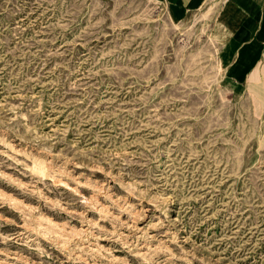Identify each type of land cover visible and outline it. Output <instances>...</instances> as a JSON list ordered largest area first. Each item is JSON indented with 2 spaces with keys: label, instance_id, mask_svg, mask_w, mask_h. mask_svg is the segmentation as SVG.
<instances>
[{
  "label": "rangeland",
  "instance_id": "1",
  "mask_svg": "<svg viewBox=\"0 0 264 264\" xmlns=\"http://www.w3.org/2000/svg\"><path fill=\"white\" fill-rule=\"evenodd\" d=\"M204 1L0 0V264H264V72Z\"/></svg>",
  "mask_w": 264,
  "mask_h": 264
},
{
  "label": "crops",
  "instance_id": "2",
  "mask_svg": "<svg viewBox=\"0 0 264 264\" xmlns=\"http://www.w3.org/2000/svg\"><path fill=\"white\" fill-rule=\"evenodd\" d=\"M181 2L185 7H195L197 5L201 6L205 1L181 0ZM226 6L230 9L233 18H236L239 23L231 40L230 80L234 81L233 73L239 71V68L235 65L240 64L243 68L244 62L247 64L252 63V67L245 68L246 74L250 69H252L251 72H254L258 68L264 72V65L257 64V59L264 55V0H227ZM235 84L232 83L233 86Z\"/></svg>",
  "mask_w": 264,
  "mask_h": 264
}]
</instances>
